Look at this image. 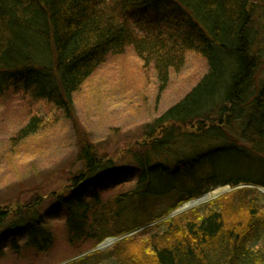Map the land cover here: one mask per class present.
I'll list each match as a JSON object with an SVG mask.
<instances>
[{
	"label": "trees",
	"instance_id": "1",
	"mask_svg": "<svg viewBox=\"0 0 264 264\" xmlns=\"http://www.w3.org/2000/svg\"><path fill=\"white\" fill-rule=\"evenodd\" d=\"M133 23L152 28L139 35ZM128 46L153 66L160 89L186 50L208 71L144 125L119 163L84 146L48 216L36 202L0 207V256L23 237L48 251L46 220L63 216L72 245L131 233L63 264H264V0H0V92L20 86L67 112L103 56ZM42 126L33 117L19 137ZM122 183L129 188L101 194Z\"/></svg>",
	"mask_w": 264,
	"mask_h": 264
},
{
	"label": "rangeland",
	"instance_id": "2",
	"mask_svg": "<svg viewBox=\"0 0 264 264\" xmlns=\"http://www.w3.org/2000/svg\"><path fill=\"white\" fill-rule=\"evenodd\" d=\"M132 27L139 35L152 28L135 23ZM207 71L206 59L186 50L182 66L169 71L167 84L160 89L153 66L144 67L128 46L121 53L103 56L73 93L67 112L20 86L0 92V207L13 210L36 202L39 213L48 216L57 206L53 196L64 191L69 177L80 170L84 146L119 163L144 139V125L181 100ZM33 117L41 119L42 128L25 139L19 137L20 129ZM128 186L122 183L101 194L106 197ZM217 189L210 196L218 195ZM61 218L46 220L55 235L48 251L40 253L24 245L23 237L17 247L4 245L0 264L62 263L80 250L94 248L68 243Z\"/></svg>",
	"mask_w": 264,
	"mask_h": 264
},
{
	"label": "water",
	"instance_id": "3",
	"mask_svg": "<svg viewBox=\"0 0 264 264\" xmlns=\"http://www.w3.org/2000/svg\"><path fill=\"white\" fill-rule=\"evenodd\" d=\"M259 190L262 191V192H264V189L263 188H259ZM216 191H219V194L218 195H221V194H224V193L228 192L229 189L228 188H224V187H219ZM218 195L210 196L209 193H205V194H203L201 196H198V197H196V198H194L192 200H189V201L181 204L178 208H176L175 210H173L169 214V216H167V217H172L174 215L176 216L177 214H179V213H181L183 211H186V210H188V209H190L192 207H195L196 205L198 206L199 204H202V203H204V202H206V201H208V200H210L212 198H215ZM122 237H124V236H122ZM122 237H108L107 239L103 240L101 243H99L94 248H92L90 250H87V251H85V252H83L81 254H78V255H76V256H74V257H72V258H70V259H68L65 262H62L60 264L66 263V262L71 261V260L73 261L74 259H76V258H78L80 256H83L85 254H88V253H90L92 251H95V250H103L104 251V249L108 248L115 241L121 239Z\"/></svg>",
	"mask_w": 264,
	"mask_h": 264
}]
</instances>
